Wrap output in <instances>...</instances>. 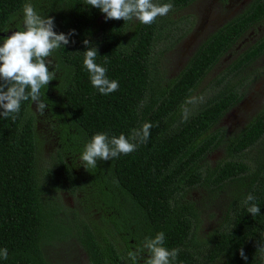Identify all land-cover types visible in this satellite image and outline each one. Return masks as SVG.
Wrapping results in <instances>:
<instances>
[{
    "label": "trees",
    "instance_id": "16d2710c",
    "mask_svg": "<svg viewBox=\"0 0 264 264\" xmlns=\"http://www.w3.org/2000/svg\"><path fill=\"white\" fill-rule=\"evenodd\" d=\"M165 1L180 9L192 0H160V4ZM25 2L0 0V43L8 37L7 30H22L16 16L23 15ZM31 3L41 15L54 18L57 34L70 30L76 34L49 58V71H56V79L42 89L48 101L45 113L55 120L59 139L54 166L46 175L47 188L35 162L32 108L36 104L31 99L22 102L15 120L0 116V249L8 250V258L0 257V264H50L43 246L58 237L75 238L86 264H132L128 252L159 232H164L167 248L180 250L174 264H199L197 251L188 245L195 209L185 194L205 182L218 189L232 184L234 204L228 225L213 234L206 248L207 263L219 259V264H259L264 258L260 166L252 173L242 161H223L206 171L204 178L200 172L201 160L219 141L209 130L238 100L233 84L227 81L188 117H181V109L222 55L264 20V0H253L216 30L163 84L154 76L149 57L165 16L144 25L135 19L105 20L86 0ZM86 39L98 48L97 63L108 69V78L119 81L118 91L101 95L92 86L83 66ZM263 53L264 39H260L235 56L228 72L237 75ZM145 122L153 125L151 135L146 143L136 141V151L112 160L98 159L97 168L87 171L82 166L79 157L97 132L130 138L132 130ZM263 137L264 112L232 138L231 150L242 153ZM61 189L76 193L80 207L79 214L69 213L68 223L56 217L62 210L56 203ZM249 193L260 207L256 216L244 203ZM241 248L247 261L239 255Z\"/></svg>",
    "mask_w": 264,
    "mask_h": 264
},
{
    "label": "rangeland",
    "instance_id": "374dc122",
    "mask_svg": "<svg viewBox=\"0 0 264 264\" xmlns=\"http://www.w3.org/2000/svg\"><path fill=\"white\" fill-rule=\"evenodd\" d=\"M253 0H192L180 9H173L166 16L162 31L154 41L149 62L154 66V76L161 84L173 79L187 64L196 49L225 23L241 14ZM160 3V0H155ZM165 3H167L165 1ZM17 23H23V15H17ZM13 33L7 30L8 36ZM264 39V20L252 26L225 52L219 61L198 83L185 105L181 117H188L208 99L222 90L223 85L233 84L238 100L211 127L210 133L218 136L216 147L208 151L200 162V172L204 178L206 171L214 169L223 161H242L252 173L258 165L264 180V137L242 153L231 150L232 138L251 120L264 112V53L237 75L228 69L232 60L248 46ZM2 46V43H0ZM35 126V162L40 181L47 188V171L55 163L57 151L55 120L48 117V112L41 116L36 112ZM247 181V180H246ZM233 189L232 184L215 188L212 184L202 183L186 190L185 199L192 202L195 216L191 223L188 245L197 251L199 264H219V259L212 263L206 261V248L213 234L222 230L230 221ZM56 203L67 215L77 214L80 207L76 193L65 189L57 191ZM79 217V215L77 216ZM43 254L50 264H86L83 250L75 238L58 237L43 246ZM259 264H264V258Z\"/></svg>",
    "mask_w": 264,
    "mask_h": 264
},
{
    "label": "clouds",
    "instance_id": "9594fccd",
    "mask_svg": "<svg viewBox=\"0 0 264 264\" xmlns=\"http://www.w3.org/2000/svg\"><path fill=\"white\" fill-rule=\"evenodd\" d=\"M87 5L100 10L105 20H136L144 25L155 23L157 18L166 16L173 10V4L156 3L155 0H86ZM54 18L41 15L31 0L23 6L22 30L14 31L11 36L3 38L0 46V116L16 119L21 104L31 99L36 104V112L44 115L48 101L42 95V89L56 79V71H49L52 54L65 47L74 36L75 30L69 33L54 31ZM86 51L83 52V66L90 75L92 86L101 95H109L119 90V81L109 79L108 69L97 63L98 48L84 40ZM107 62V61H106ZM153 125L145 122L140 129H133L131 137L124 134L109 137L107 132H97L87 142L79 157L82 166L87 169L97 168V160H112L120 155L136 151L139 143H146ZM256 197L249 193L244 201L251 216L260 214V207L255 203ZM147 251V258L141 254ZM179 249L165 246V234L159 232L154 238L146 237L142 247L128 252L132 264H174ZM260 251H264L261 246ZM240 257L247 261L244 250H239ZM0 257L8 258V250L0 249Z\"/></svg>",
    "mask_w": 264,
    "mask_h": 264
},
{
    "label": "flooded vegetation",
    "instance_id": "af4514ba",
    "mask_svg": "<svg viewBox=\"0 0 264 264\" xmlns=\"http://www.w3.org/2000/svg\"><path fill=\"white\" fill-rule=\"evenodd\" d=\"M14 32V31H13ZM67 213H65L64 211H63V209L61 210V212H59L58 213V215H56V217L58 216L59 218H61L62 219V222H63V218H65V215H66ZM97 216V215H96ZM95 216V217H96ZM64 223V222H63ZM131 243V242H130ZM142 256H144V257H147V255H145V254H142Z\"/></svg>",
    "mask_w": 264,
    "mask_h": 264
}]
</instances>
